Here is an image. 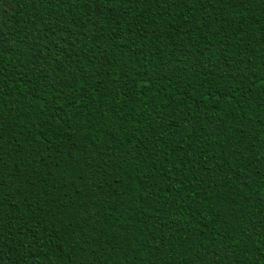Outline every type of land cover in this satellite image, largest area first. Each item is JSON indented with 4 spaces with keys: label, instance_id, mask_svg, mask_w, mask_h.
Here are the masks:
<instances>
[{
    "label": "trees",
    "instance_id": "obj_1",
    "mask_svg": "<svg viewBox=\"0 0 264 264\" xmlns=\"http://www.w3.org/2000/svg\"><path fill=\"white\" fill-rule=\"evenodd\" d=\"M0 264H264V0H0Z\"/></svg>",
    "mask_w": 264,
    "mask_h": 264
}]
</instances>
